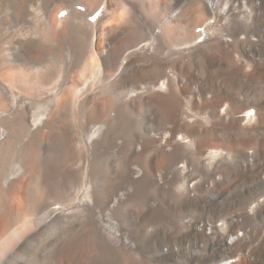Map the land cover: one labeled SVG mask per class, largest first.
<instances>
[{
	"label": "bare ground",
	"instance_id": "6f19581e",
	"mask_svg": "<svg viewBox=\"0 0 264 264\" xmlns=\"http://www.w3.org/2000/svg\"><path fill=\"white\" fill-rule=\"evenodd\" d=\"M0 264H264V0H0Z\"/></svg>",
	"mask_w": 264,
	"mask_h": 264
},
{
	"label": "rangeland",
	"instance_id": "374dc122",
	"mask_svg": "<svg viewBox=\"0 0 264 264\" xmlns=\"http://www.w3.org/2000/svg\"><path fill=\"white\" fill-rule=\"evenodd\" d=\"M79 9H81V10H83V8L82 7H80ZM157 88H158V86H157ZM30 218V220H34L35 219V217L33 216V217H29ZM28 217H27V219H29Z\"/></svg>",
	"mask_w": 264,
	"mask_h": 264
}]
</instances>
